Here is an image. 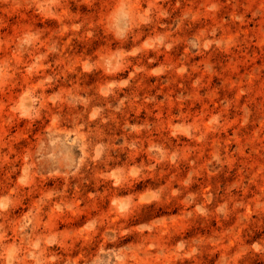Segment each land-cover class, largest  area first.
<instances>
[{"label":"rangeland","instance_id":"374dc122","mask_svg":"<svg viewBox=\"0 0 264 264\" xmlns=\"http://www.w3.org/2000/svg\"><path fill=\"white\" fill-rule=\"evenodd\" d=\"M0 264H264V0H0Z\"/></svg>","mask_w":264,"mask_h":264}]
</instances>
